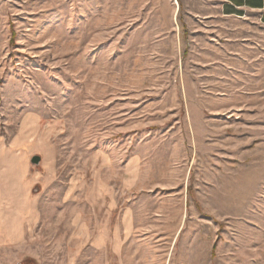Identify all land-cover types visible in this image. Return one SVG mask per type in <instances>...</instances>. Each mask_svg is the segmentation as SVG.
<instances>
[{
	"label": "rangeland",
	"instance_id": "374dc122",
	"mask_svg": "<svg viewBox=\"0 0 264 264\" xmlns=\"http://www.w3.org/2000/svg\"><path fill=\"white\" fill-rule=\"evenodd\" d=\"M220 3L0 0V264H264V23Z\"/></svg>",
	"mask_w": 264,
	"mask_h": 264
},
{
	"label": "crops",
	"instance_id": "0c3cea01",
	"mask_svg": "<svg viewBox=\"0 0 264 264\" xmlns=\"http://www.w3.org/2000/svg\"><path fill=\"white\" fill-rule=\"evenodd\" d=\"M220 4L224 15L264 23V0H221Z\"/></svg>",
	"mask_w": 264,
	"mask_h": 264
},
{
	"label": "water",
	"instance_id": "95a60500",
	"mask_svg": "<svg viewBox=\"0 0 264 264\" xmlns=\"http://www.w3.org/2000/svg\"><path fill=\"white\" fill-rule=\"evenodd\" d=\"M32 161L36 164H39L41 162V156L37 155V156H34ZM18 264H21V263H18ZM24 264V263H22Z\"/></svg>",
	"mask_w": 264,
	"mask_h": 264
}]
</instances>
